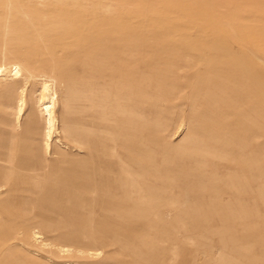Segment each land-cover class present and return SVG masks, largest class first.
<instances>
[{"label": "rangeland", "instance_id": "1", "mask_svg": "<svg viewBox=\"0 0 264 264\" xmlns=\"http://www.w3.org/2000/svg\"><path fill=\"white\" fill-rule=\"evenodd\" d=\"M13 61L0 264H264V0H0V65ZM53 186L86 206L45 198Z\"/></svg>", "mask_w": 264, "mask_h": 264}, {"label": "bare ground", "instance_id": "2", "mask_svg": "<svg viewBox=\"0 0 264 264\" xmlns=\"http://www.w3.org/2000/svg\"><path fill=\"white\" fill-rule=\"evenodd\" d=\"M80 2V1H79ZM109 3V2H108ZM111 3V2H110ZM102 4V3H101ZM112 5V3H111ZM110 6V5H108ZM112 7V6H111ZM104 8V7H103ZM111 10V8H110ZM105 11V9H104ZM107 11V10H106ZM105 13V12H103ZM31 66V65H29ZM21 64L16 62V61H13V63L11 64L10 67H6V66H3V65H0V75L4 72V71H8L10 70V73H11V80L8 82V83H5V87L6 89H13L16 84L20 83L21 80H22V73H21ZM29 69V68H28ZM31 70V69H30ZM128 73V72H127ZM31 75V74H30ZM31 76H29V79H30ZM124 77V76H123ZM23 82V81H22ZM23 87V86H22ZM22 87H20L19 89H21ZM22 91H25V90H22ZM39 94L41 95L40 99L38 100V105L36 106V111H35V116L37 119H42L43 118V125L44 126V130H43V138H42V142H43V146H42V149L47 153L50 148L52 147V143H53V140H54V134H55V129H56V125H55V121H56V116H55V109H54V106H55V100L57 98V95L56 93H54V90H53V86H52V83L50 84L49 81L46 80V82H43L42 85H41V88L39 89ZM23 95V94H22ZM20 95L18 99H16V102H15V111L16 113L18 112V114L22 111H24V105L26 103V100H25V95ZM146 98L142 97L141 98V95H139V100H144ZM13 107V106H12ZM23 113V112H22ZM19 116H21L19 114ZM19 119V117H18ZM56 141H60L59 139H57ZM61 143V142H60ZM62 144V143H61ZM65 145V144H64ZM101 167L100 164L96 165V167ZM93 171H90L89 173V176H88V179H89V183H88V188L90 187L93 192L96 191V188L98 186H100V183L99 181H102L104 183V177H101V172H97L94 168H92ZM102 176H105V175H102ZM123 180V179H122ZM121 180V181H122ZM106 183V181H105ZM114 185V184H113ZM1 186H4L3 184ZM0 186V187H1ZM115 187H116V184H115ZM104 187H102L101 189H103ZM111 189V188H110ZM109 188L108 190L111 191ZM107 188H106V191H108ZM108 191V192H109ZM92 192V191H91ZM121 192V191H120ZM115 195H116V191L114 192ZM113 193V194H114ZM118 194H119V187H118ZM58 196L59 197V201L60 202H63L65 201L66 198H69L68 200L66 201H72L73 203L75 204H78V205H81V204H84V201L86 202L87 200H84V197L86 198V196L84 195H79L77 193H74L72 194L71 191L65 189V190H62V189H59V188H56V186H53L50 188V191L49 193L45 196V198H48L49 199V196ZM78 196H81V200L80 201H76L77 200V197ZM71 197V198H70ZM47 199V200H48ZM53 201H49L48 204H54L55 201L57 202V200L55 199H52ZM46 201V200H45ZM65 201V202H66ZM60 202L58 203L60 205ZM88 202V201H87ZM58 204H54L55 206ZM87 204V203H86ZM65 205V203H64ZM63 205V206H64ZM85 205V204H84ZM89 205V204H87ZM53 206V205H52ZM54 206V207H55ZM61 206V205H60ZM86 206V205H85ZM59 207V206H58ZM64 208V207H63ZM86 208V207H85ZM88 209V208H87ZM35 236L39 239H42V235H41V232L36 230L35 232ZM69 242H67V244H64L63 246L64 247H61V253H67V252H71V249H65L68 246H74V245H80L79 243H77L76 241V237H69L68 239ZM45 245H48V244H45ZM72 250H76V252L80 253V254H85V253H89V254H97V251H94V250H91V252H89V250L87 251L86 249H84L83 246H79V248L77 249H72Z\"/></svg>", "mask_w": 264, "mask_h": 264}]
</instances>
